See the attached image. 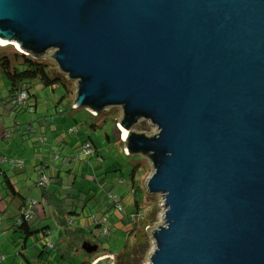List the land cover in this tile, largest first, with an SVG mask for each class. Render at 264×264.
<instances>
[{
    "label": "water",
    "instance_id": "water-1",
    "mask_svg": "<svg viewBox=\"0 0 264 264\" xmlns=\"http://www.w3.org/2000/svg\"><path fill=\"white\" fill-rule=\"evenodd\" d=\"M0 41L53 50L74 108L121 107L163 199L148 264H264V0H0Z\"/></svg>",
    "mask_w": 264,
    "mask_h": 264
},
{
    "label": "rangeland",
    "instance_id": "rangeland-1",
    "mask_svg": "<svg viewBox=\"0 0 264 264\" xmlns=\"http://www.w3.org/2000/svg\"><path fill=\"white\" fill-rule=\"evenodd\" d=\"M16 51L17 49L12 44H8L6 46L0 45V55L4 52L10 53L12 55L15 54ZM52 53L53 50L48 51L45 57L55 64L51 57L48 56ZM76 85V80H69L71 94H68L63 98L62 88L58 89L55 92H43L41 97H39L37 110L34 109L35 100L30 101L32 106L29 109L32 110L31 112H26L27 110H24L22 113H17V111H9V109L7 108L6 110L2 108L0 109V113H2V115L0 114V156L6 158L11 157V152L8 151V149L11 148L12 153H14L13 156H17L14 158H21L25 162L24 166L21 165L23 167H16L18 165H16L15 163H10L8 161L3 164H6V169L8 170L12 181L17 185L18 188H24L25 194H28L31 199L36 198V200H41L43 197L41 189H39L40 187H37V185L35 184V181H38L40 179L41 173L45 172V174L50 177L52 176L53 172H51V168H45L44 170L42 169L41 155L35 152V149L39 146L38 138L41 133L37 130V133H33L31 136H29V138L22 141V139H20L19 131H22V129H27L31 124L38 122L42 116L47 115L48 112H52L55 109L57 102H59L61 98L62 101L60 102V107H68L70 104V100L73 101L75 97ZM9 88V80L4 75V73L0 71V90H2L4 94H7ZM82 109L83 108L76 109L74 112L70 113V116H73L72 118L80 120V112L82 113ZM121 113V107H107V109H105L104 113L101 114L100 117H96V121L99 123L102 119H105L104 122H101V127L97 128L95 131H92V133L89 132L92 141L96 144V146L98 147V151H100V155L103 157L102 161L97 160V162L94 164V167L97 168V172L95 175L106 173V181L113 185V190L118 193L117 195H119L124 189L129 190L131 186H134L135 189L139 188L138 196L141 198L139 208L141 209L144 217L142 219L143 221L140 220V222L137 223V229L134 231H139V225H142V223H144L145 227L143 234L145 235L147 240L145 239V243L140 244L139 242H135L134 233H132L131 235H126L119 229L115 228H113V232H102L101 230L98 232V229L104 228L105 226L113 223L114 219L116 217H119L120 212L117 211L109 218L108 222L103 227L95 228L93 230H89L88 228L83 227L86 230V236L88 239L92 240L95 238H102L101 242L98 243L97 250L95 252H92L91 254L85 253L81 248L80 237H75L74 235L71 236V234L66 232L65 229L71 230L74 229L75 226H77L79 223H86L87 213L91 215L97 214V210L93 202L90 201L85 212L80 210L78 214L67 213V217L65 218L66 224H70L69 221H74L75 223L73 224V226L70 224L69 227H64L62 225V218L60 217V214L58 215L57 213L49 214L48 218L42 222L43 225H51V232L54 243H57L56 245L62 247V249L65 246L67 247V258L62 261L60 260L61 264H86L91 258L105 253H110L105 255L113 254V262H110V264L149 263V256L154 248V241L151 238L149 230L156 227L157 224L162 225L164 223L163 199L159 194L148 195L146 191V180L153 172V168L148 158H145L144 156H140L138 154H126V152L124 151L125 144L122 141V138L124 137L123 128L121 129L118 123L121 118ZM113 120H115L118 130L116 129ZM73 123L74 121L69 118L62 125H60L59 129H51L47 134L46 140L48 142H52L54 135H57V137L55 138H61L62 135H64L66 131H68V127ZM20 125H22L21 128H19ZM6 128H10V131L12 130V128L17 129L16 132H14L15 138H13V134L8 136L4 135L7 131ZM133 129L137 132H145L147 136H150V134H154L156 131L155 127L145 119L138 120V123L133 126ZM105 133L109 136V138H106ZM73 164H71V166H73ZM136 166H138V168L134 173L133 182L130 173ZM66 171L67 167H62V173L64 174ZM76 171L78 170H75L74 172L78 174V172ZM81 173L82 169L80 170V174ZM91 176H93V174H91ZM78 182L80 183L81 180L79 179ZM90 183L93 184L94 190L98 189V183L96 181L92 180L90 181ZM51 185V188L54 191L57 190L56 186L62 188V185L60 184L53 183ZM68 186H71V180H68L67 178V189L69 188ZM107 188L110 187H105L103 191L110 190H108ZM1 191L2 189H0V193ZM119 196H121V198L123 197L122 194H120ZM81 198L83 200V197ZM131 203V199L130 201H128V203L125 202V205L124 203H122L125 211H127V208L130 207ZM48 210L51 212L52 208L49 207ZM130 212H135V210L132 209L131 211H129V213ZM124 214L127 217L126 213ZM11 234L10 232L0 231V255H3L6 258V260L3 261L2 264H12L16 257L21 258V256H19L21 249L15 248V246L9 239ZM33 242V239L30 238L28 242L30 250L29 252L27 251V254L29 256V259L32 261V264H40L38 262L39 259L36 255V252L31 249V245L34 244ZM124 243L131 253V255L128 257L127 254L124 255V257L122 256V254L124 253ZM75 248H78V250H75Z\"/></svg>",
    "mask_w": 264,
    "mask_h": 264
},
{
    "label": "trees",
    "instance_id": "trees-1",
    "mask_svg": "<svg viewBox=\"0 0 264 264\" xmlns=\"http://www.w3.org/2000/svg\"><path fill=\"white\" fill-rule=\"evenodd\" d=\"M0 71H2L4 73V75L7 77V79L10 82V94L7 96H4L2 99L4 100V98H6V107L9 110H15V111H24L29 109L32 105L30 103V101L35 100V104L34 106H37L38 103V97L36 93L37 90V86H41L44 89H49L51 91L54 90H58V89H63L62 92V98L68 94H71L70 91V86H69V79L66 78V76L64 74L61 73V71L59 70V68H57V66L52 63L50 60L48 59H38V58H34L31 55H26L23 54L21 52L16 51L15 54H10L7 52H4L0 55ZM20 91H25L28 95V101L27 104L25 106L22 107H10L8 106V100L10 101V99L14 98ZM62 98L59 102H57L55 109L52 111L51 114L49 115H45V119L48 121V119H50V117L54 118V117H60V116H66L70 119H72L74 121V123L72 125H70V127L68 128V131H66V134L62 135L61 138H53L52 142H48L46 140V136L45 135H40L45 137V143L46 144H52V148L54 151H59L57 149V146L53 145L55 140L58 141H62V145H69V141L70 136H73L75 134H77L79 131H84V139L83 140H79L77 142L74 143V145L72 146V153H71V157L73 158L74 153L76 150L75 147L79 144H90L92 146L95 147L96 149V153L100 155L99 151H98V147L96 146V144L92 141L91 136L89 135V132L92 133V131H95L97 128L101 127V122H104L105 119H102L101 122H97L96 121V117L99 116L101 114H103L104 112L101 113H97L96 115H92L88 110L86 109H82L80 111H82V113L80 112L81 115V119L77 120L75 118H72L73 116H70L71 112H74L76 109H73L72 107V101L70 100V104L68 107H60V102L62 101ZM78 109V108H77ZM81 109V108H79ZM68 111V112H67ZM51 118V121H49L48 123L51 124V126L54 128V125L56 127V129L58 128V124L57 121L53 120ZM115 127H116V123L115 120H113ZM7 131L5 132V136L12 135L14 130H9L10 128H6ZM116 129L118 130V128L116 127ZM86 130V132H85ZM67 135V136H66ZM106 138H109V136L105 133ZM39 136V137H40ZM72 138V137H71ZM118 138V137H117ZM65 139V140H62ZM119 139V138H118ZM39 144L40 140L38 139ZM41 146V145H40ZM39 146V148H40ZM38 148V149H39ZM70 157V158H71ZM12 158V157H10ZM17 159H21V158H17ZM103 159V158H102ZM42 163V162H41ZM42 166H49L47 163H42ZM18 167V166H16ZM138 166H136L135 168H133V170L131 171L130 175L132 176V180H133V176L135 171L137 170ZM70 172V170H69ZM6 177H8L6 175ZM5 183L4 188L2 189L1 193L3 195V198L0 199V202H5L4 205V210L0 209V216H2L3 221L6 222L8 228H7V232L11 231V236H10V240L13 243V245L15 246V248L17 249H21L20 254H23L24 256V260L27 264H32V261L29 259V256L27 253L24 254L23 250L26 252H29V239L32 238L34 239L37 231L39 230H51L50 227L48 225L45 226H40V221H38V219H36L37 217L35 216V213L37 211V207H35L33 209V212L31 214H26L25 212H23V208L25 206H27L29 200H35V199H29L27 197L24 198V201H21L22 203L19 205V207L12 212L11 211V205L12 203L19 198L20 192L16 189V187L12 184L11 180L9 178H5V180L3 181ZM134 182V180H133ZM35 184L37 185V187H40L41 192H42V196L45 197V199L47 200H52V202H48L51 203L52 205L57 206L58 208H61V212L62 214L64 213V208H63V201L65 199V193H68L71 188L69 187L67 189V186L65 188L62 189L63 192V197L64 198H57L55 195H53L54 190H52L51 186L47 187V186H42L40 185L39 181H35ZM99 190V189H98ZM97 190V191H98ZM138 189H135L134 186H131L130 191L132 192V203L130 204V207H128L127 209H134L136 211V214H140L139 216L136 215V217L134 218V220H132V218L128 219L127 223L126 221L123 222V218L122 216L120 217H116L113 221V223L105 226L107 228L108 231L113 232V228L115 229H119L120 231H122L124 234H128L131 235L132 233H134V237H135V242H139L140 244L145 243V235L143 234L144 231V223H142V225L140 224V230L139 231H134L137 229V223L140 222V220L143 219V213L141 212V209L139 208V204L141 201V198L138 196ZM96 191V192H97ZM114 192V191H113ZM98 193V192H97ZM49 195V197H47ZM53 195V196H52ZM97 195V194H96ZM150 195V194H148ZM3 202V204H4ZM72 205H70L71 207L75 206L74 204H78L79 201L75 200L72 201ZM83 208L85 209V205L83 206ZM10 211V213H9ZM70 211H73L74 213L78 214V212L80 210H74V209H70ZM68 213V212H67ZM36 217V218H35ZM62 218V215L60 216ZM142 217V218H141ZM143 221V220H142ZM125 223V224H124ZM62 225L64 227H69L70 224H66L65 219L62 218ZM120 225V226H118ZM95 227H97V225H95L94 227H90L88 228L89 230H93L95 229ZM102 227V226H100ZM84 229V230H83ZM66 231L72 235H74L75 237L78 236L80 237V244H81V248H82V242L86 241V242H90L92 244H96L98 245L99 242H101L102 238H95V239H88L86 236V230L83 227H77L75 226L74 229L71 230H67ZM115 231V230H114ZM110 236V233H109ZM133 236V235H132ZM147 240V239H146ZM58 248V249H57ZM75 250H78V248H75ZM83 250V249H82ZM84 251V250H83ZM36 255L38 257V262L40 264H47L46 262H41V259L44 255L43 250H39L37 249ZM67 247H59L58 245H56L55 248V255H56V262H59L60 260H64L67 258ZM85 252V251H84ZM86 253V252H85ZM91 254V253H89ZM105 254H110V253H105ZM102 254V255H105ZM127 254V257L131 255L130 250L127 249L126 244L124 243V253L122 254V256L124 257V255ZM101 255H98L94 258H91L86 264H91V262H93L97 257H99ZM58 258V261H57ZM3 261H0V264H2Z\"/></svg>",
    "mask_w": 264,
    "mask_h": 264
},
{
    "label": "built area",
    "instance_id": "built-area-1",
    "mask_svg": "<svg viewBox=\"0 0 264 264\" xmlns=\"http://www.w3.org/2000/svg\"><path fill=\"white\" fill-rule=\"evenodd\" d=\"M12 45L15 46V48L17 49V51L23 53V51L18 47V45L16 43H11ZM0 45H4V43H0ZM6 46V45H4ZM28 101V95L25 91H20L14 98L10 99V101L8 100V106L10 107H22L25 106L27 104ZM89 111V110H88ZM92 115H95L94 112L89 111ZM9 135V134H8ZM41 146L39 148L40 150V154H41V162L47 163L50 167L52 166L57 173H54V176H47L45 174V172L41 173V177L38 180L40 185L42 186H47L50 187L52 186L51 184L56 183V184H60L62 185V188H65L67 186V172H65L64 174L62 173V167L60 166V162L63 163L64 161V157H62V153L60 151H54L52 148V144H46L45 143V137L40 136L39 137ZM65 140V139H62ZM62 142V141H61ZM53 145L58 146V141L54 142ZM75 153L73 158H65L66 162L71 164V162H74L73 164V168L72 172L75 171L76 167L79 166V164L83 163L85 164L86 162H92L93 167L94 164L97 162V160L102 161V156L96 153V149L94 146L90 145V144H79L78 147H75ZM10 162V163H15L16 165H18V167H23L25 165V162L22 159H17V158H6L3 156H0V164L6 163V162ZM78 162V165H77ZM23 165V166H21ZM56 166V167H55ZM59 166V167H58ZM71 166V165H70ZM46 167L42 166V169L44 170ZM94 169H97L94 167ZM71 171V169H69ZM98 192V193H97ZM96 192L99 200H98V204L97 207L95 206L96 210H97V214L96 215H91L89 213L86 214V223H79L77 225V227H86V228H90V227H94L95 225H97V227L95 228H99L100 226H104L106 225V223L108 222L109 218L115 213V212H120L119 217L122 216L123 218V222L126 221V223L128 222L127 220L130 218H132V220H134V217L136 215H140V214H136L135 212H130L132 210L131 209H127V211L124 210L123 208V204L125 205V196H128L129 199H131L132 201V192L130 191V189L127 191V194L125 196H123L121 198V196L117 195V193L113 192L112 190L109 191H103L101 188ZM101 196V197H100ZM3 198V195L0 194V199ZM4 202V201H3ZM3 202H0V209L4 210V205L5 202L3 204ZM28 205L25 206L23 208V212H25L26 214H31L33 212V209L37 206H39V201L38 200H29V202L27 203ZM127 207V206H126ZM134 210V209H133ZM127 215V217L125 216V214ZM129 213V214H128ZM69 223L73 226V224L75 223L74 221H69ZM125 224V223H124ZM8 226L6 224L5 221H3L2 216H0V231H4L6 232ZM108 231L106 227L98 229L99 231ZM97 231V230H96ZM33 245L34 247H36L39 250H43L44 255L41 259V262H46L47 264H55L56 262V255L54 253L55 248H56V244L53 241V237H52V232L51 230H39L37 231L34 239H33ZM24 254L27 253V251L25 252L23 250ZM19 256H21V258H15L13 264H27L24 260V256L23 254L19 253ZM5 257L3 255H0V261H5ZM45 264V263H44Z\"/></svg>",
    "mask_w": 264,
    "mask_h": 264
},
{
    "label": "crops",
    "instance_id": "crops-1",
    "mask_svg": "<svg viewBox=\"0 0 264 264\" xmlns=\"http://www.w3.org/2000/svg\"><path fill=\"white\" fill-rule=\"evenodd\" d=\"M36 88H37L36 93H38L37 94L38 100H39V97H41V95H42L43 92L51 91L49 89L42 88L40 85L37 86ZM55 91H57V90H54L52 92H55ZM10 93H11L10 92V88H9L7 94H4L2 92V90H0V109L2 108L4 110H6V108H7L6 105H5L6 98H4V100L2 98L4 96L9 95ZM73 101H74V99H73ZM73 101H72V107H73V109H77V108H74ZM34 109L37 110V106H35ZM31 111H32L31 109H27L26 112H31ZM22 112L17 111V113H22ZM51 113L52 112H50V113L48 112L47 115H49ZM0 114L2 115V113H0ZM44 117L45 116H42L39 119L38 122L31 124L27 129H22V131H19L20 139H22V141H23L24 139L29 138V136H31L33 133H37V130L41 133L40 135H45L47 137L48 132H50V130L53 129V127L51 126V124L48 123L49 121H51V118L52 117H50V119H48V121ZM52 119L55 120V121H57V124H59V126H58V128H59L60 125H62L69 118L66 117V116H60V117L57 116V117H54ZM21 126L22 125H20L19 128H21ZM54 128H56L55 125H54ZM12 130H14L13 131V135H14V132H16L17 129L16 128H12ZM85 132H86V130H85ZM84 134H85L84 131H79L77 134H75L73 136H70V137H68L66 135L67 138H70L69 145H62V142L61 141H58V140H55L54 141V142L58 141L57 149L62 153V157H64V161H63V163L60 162V166L63 167V168L67 167V171H66L67 172V178H68V180L69 179L71 180V186H70L71 190L68 193H65L64 192L65 199H64L62 205H63L64 213L65 214H62L61 208H58L57 206L52 205L51 203H48V202H52V200L51 201L50 200H47V199H45L44 196L42 197L41 200H38L42 204L39 202V206H37V211L35 213V216L37 218L36 217L35 218L38 219V221H40V226L48 225L50 227V229L52 230L51 225H49V224L43 225L42 224V222L45 221V219L48 218L49 214H51V213H57L58 215L60 214V216L62 215V218L65 219L67 217V212L69 214H75L73 211H70L71 208L74 209V210H82V211L85 212L87 210V205L89 204L90 201H92L93 204H94V206L97 207L99 198L96 195V191L98 189L101 188L103 190L105 187H110V188H107V189L108 190L110 189V190L114 191L113 190V185L111 183H108L106 181V178H107L106 173H102L100 175H95L97 171H96V169H94L92 162H86L85 164H83V163L79 164V166L76 167V169H75V170H78V171H76V172H78V174L75 173V172H72V169L73 168H71V167H73V166H70V165L73 164V162H71V164H69V163L66 162L65 158H70L72 156L71 155L72 148H73L72 146L74 145L75 142H77L79 140H83L84 139ZM55 137H57V135H54L53 138H55ZM13 138H15V135H14ZM40 145L41 144H39V146ZM39 146L35 149V152L40 154V150L38 149ZM8 151L11 152L10 155H11L12 158L17 157V156H13L14 153H12L11 148H9ZM0 165H1L0 166V189H3L4 186H5V183L3 182L5 180V178H9L11 180L12 184L20 192L19 198L16 199L12 203V205H11V211L14 212L19 207V205L22 203L21 201H24V198L25 197H27L29 199H31V198L29 197L28 194H25L24 188H18L17 185L12 181V178L9 175L8 170L6 169V166H5L6 164H3V165L0 164ZM77 165H78V162H77ZM45 167L46 168H51V172H53L52 173V176H54V173L55 172L57 173V171L52 166L51 167L50 166H45ZM69 169H71L70 172H69ZM81 169H82V173L80 174V170ZM88 173H90V174H88ZM91 174H93V176H91ZM6 175L8 177H6ZM79 179L81 180L80 183L78 182ZM92 180L93 181H96L98 183V189L97 190H94L93 189L94 186H93V184L90 183V181H92ZM56 189L57 190L54 191L53 195H55L59 199L64 198L63 197V192H62V189L63 188H59V187L56 186ZM127 191H128V189H124L120 194H122L123 196H125L127 194ZM115 193H117V192H115ZM47 197H49V195ZM81 197H83V200H82ZM33 199L36 200V198H33ZM71 200L72 201L78 200L79 203L78 204H74L75 206L71 207L70 206V205H72ZM124 200H125L126 203H128V201H130V199L128 198V196H125ZM84 205H85V209L83 208ZM49 207L52 208V211L51 212L48 210ZM9 213H10V211H9ZM65 231H66V229H65ZM8 232H10V234H11V231H8ZM61 234H62V231H61ZM29 249H30V246H29ZM31 249L33 251H37V248L34 247V246H32V245H31ZM112 255H101V256L97 257L91 264H94V262L98 258H101V257H110L112 259V257H113ZM57 261H58V258H57ZM57 264H61V262L60 263L57 262Z\"/></svg>",
    "mask_w": 264,
    "mask_h": 264
},
{
    "label": "bare ground",
    "instance_id": "bare-ground-1",
    "mask_svg": "<svg viewBox=\"0 0 264 264\" xmlns=\"http://www.w3.org/2000/svg\"><path fill=\"white\" fill-rule=\"evenodd\" d=\"M0 43H3V42H1V41H0ZM123 133H124V135H123V136H125V134H126V131H125V129H123Z\"/></svg>",
    "mask_w": 264,
    "mask_h": 264
},
{
    "label": "flooded vegetation",
    "instance_id": "flooded-vegetation-1",
    "mask_svg": "<svg viewBox=\"0 0 264 264\" xmlns=\"http://www.w3.org/2000/svg\"><path fill=\"white\" fill-rule=\"evenodd\" d=\"M58 263H60V262H58Z\"/></svg>",
    "mask_w": 264,
    "mask_h": 264
}]
</instances>
